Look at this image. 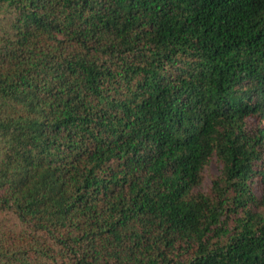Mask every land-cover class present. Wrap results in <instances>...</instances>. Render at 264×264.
<instances>
[{
  "label": "trees",
  "instance_id": "obj_1",
  "mask_svg": "<svg viewBox=\"0 0 264 264\" xmlns=\"http://www.w3.org/2000/svg\"><path fill=\"white\" fill-rule=\"evenodd\" d=\"M0 264H264V0H0Z\"/></svg>",
  "mask_w": 264,
  "mask_h": 264
},
{
  "label": "rangeland",
  "instance_id": "obj_2",
  "mask_svg": "<svg viewBox=\"0 0 264 264\" xmlns=\"http://www.w3.org/2000/svg\"><path fill=\"white\" fill-rule=\"evenodd\" d=\"M219 166L217 162H212L206 169H205V178L203 182V187L208 186L211 182V179L214 176H217L219 174Z\"/></svg>",
  "mask_w": 264,
  "mask_h": 264
}]
</instances>
